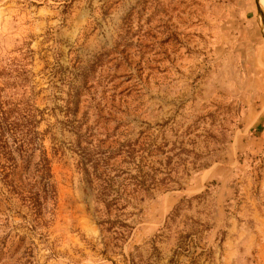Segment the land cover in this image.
Instances as JSON below:
<instances>
[{"label": "rangeland", "instance_id": "obj_1", "mask_svg": "<svg viewBox=\"0 0 264 264\" xmlns=\"http://www.w3.org/2000/svg\"><path fill=\"white\" fill-rule=\"evenodd\" d=\"M0 96L58 192L38 229L0 214V264H264V0H0ZM168 155L176 187L102 232L98 190Z\"/></svg>", "mask_w": 264, "mask_h": 264}, {"label": "trees", "instance_id": "obj_2", "mask_svg": "<svg viewBox=\"0 0 264 264\" xmlns=\"http://www.w3.org/2000/svg\"><path fill=\"white\" fill-rule=\"evenodd\" d=\"M37 127L38 121L33 114H26V108L15 107L0 96V214L14 210L15 206L25 207L27 224L33 230L49 223L45 219L47 214L48 218H53L52 210L56 207L58 194L52 160ZM177 155L179 158L180 153ZM166 157L165 163L159 161L161 166L150 170L141 161L138 167L140 176L136 177L134 187L130 188L131 182L123 183L121 190L119 188L112 197L106 191L104 179L105 184L97 193L99 202L105 208L102 213L107 215L99 220L102 232L114 233L112 239L117 241L124 239L123 228L131 226L124 219H112L111 212H119L133 199L151 198L157 192L164 193L176 187L178 181L173 176L174 167H171L174 155ZM9 217L6 214L5 218L0 217V221ZM5 239L6 236L0 237V251L6 243Z\"/></svg>", "mask_w": 264, "mask_h": 264}]
</instances>
